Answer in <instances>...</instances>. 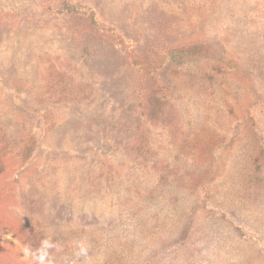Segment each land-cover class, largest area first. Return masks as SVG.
<instances>
[{
  "label": "rangeland",
  "instance_id": "374dc122",
  "mask_svg": "<svg viewBox=\"0 0 264 264\" xmlns=\"http://www.w3.org/2000/svg\"><path fill=\"white\" fill-rule=\"evenodd\" d=\"M0 264H264V0H0Z\"/></svg>",
  "mask_w": 264,
  "mask_h": 264
},
{
  "label": "trees",
  "instance_id": "16d2710c",
  "mask_svg": "<svg viewBox=\"0 0 264 264\" xmlns=\"http://www.w3.org/2000/svg\"><path fill=\"white\" fill-rule=\"evenodd\" d=\"M207 48V46L205 45H199V46H195L194 48H191V50L193 51V53H201L202 51H204Z\"/></svg>",
  "mask_w": 264,
  "mask_h": 264
},
{
  "label": "clouds",
  "instance_id": "9594fccd",
  "mask_svg": "<svg viewBox=\"0 0 264 264\" xmlns=\"http://www.w3.org/2000/svg\"><path fill=\"white\" fill-rule=\"evenodd\" d=\"M24 252H25L26 257L30 254L29 250L27 248L24 249ZM34 259H35V257H34ZM39 259L42 261L44 258L41 256V257H39Z\"/></svg>",
  "mask_w": 264,
  "mask_h": 264
}]
</instances>
